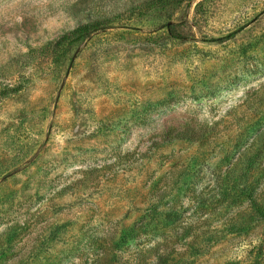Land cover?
<instances>
[{
    "label": "rangeland",
    "instance_id": "374dc122",
    "mask_svg": "<svg viewBox=\"0 0 264 264\" xmlns=\"http://www.w3.org/2000/svg\"><path fill=\"white\" fill-rule=\"evenodd\" d=\"M146 2L0 0V264H264V0Z\"/></svg>",
    "mask_w": 264,
    "mask_h": 264
},
{
    "label": "trees",
    "instance_id": "16d2710c",
    "mask_svg": "<svg viewBox=\"0 0 264 264\" xmlns=\"http://www.w3.org/2000/svg\"><path fill=\"white\" fill-rule=\"evenodd\" d=\"M184 0H147L145 4L153 5L155 7H165L168 5H175V4H181ZM105 20L100 21V20H95L93 22H89L83 25L78 26L75 28L73 31L62 35L57 42L54 44H48L44 50H49L52 48V51L55 50L58 53H53L56 56L65 54L66 51L73 45L78 44L82 42L83 40L89 38L91 35L94 33H97L99 31H102L105 29ZM167 30L168 33L171 37L179 38L177 34H175V31L172 27V25L167 24ZM233 35L229 36L232 37ZM61 53H60V52ZM260 180H256L253 185H251L248 189V193L245 194V197H247V200L249 201L250 207L253 210V212L262 220H264V207H261V204L257 202V200L253 197V192L256 190V188L259 185ZM171 213V212H168ZM133 229V228H131ZM167 260L159 258L157 264H166Z\"/></svg>",
    "mask_w": 264,
    "mask_h": 264
}]
</instances>
